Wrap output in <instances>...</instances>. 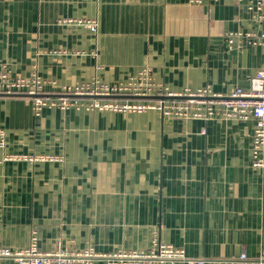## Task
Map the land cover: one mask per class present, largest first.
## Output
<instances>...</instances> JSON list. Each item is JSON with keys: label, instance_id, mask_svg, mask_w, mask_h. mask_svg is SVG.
<instances>
[{"label": "crops", "instance_id": "1", "mask_svg": "<svg viewBox=\"0 0 264 264\" xmlns=\"http://www.w3.org/2000/svg\"><path fill=\"white\" fill-rule=\"evenodd\" d=\"M247 6L0 0V69L37 72L59 87L92 77L115 84L146 69L172 93L229 94L247 89L264 65V45L244 36L228 44V32L264 31V18L253 20ZM92 19L96 32L78 23ZM253 123L155 109L45 107L36 115L25 95H0V248L23 249L35 232L43 252H139L156 238L191 258L264 257V170L251 167Z\"/></svg>", "mask_w": 264, "mask_h": 264}, {"label": "built area", "instance_id": "2", "mask_svg": "<svg viewBox=\"0 0 264 264\" xmlns=\"http://www.w3.org/2000/svg\"><path fill=\"white\" fill-rule=\"evenodd\" d=\"M220 1L244 0H189L192 4ZM247 2L253 20L264 18V0H247ZM78 23L91 32L97 30V22L93 19L78 20ZM236 36H244L252 44L264 45V31L260 34L253 31L228 32L226 37L229 46L233 44V38ZM17 93L29 98L36 115H39L45 107L62 110L73 107L117 112L155 109L162 116L185 119L251 118L254 122L250 148L251 167L264 170V65L250 78L247 89L237 87L225 95L214 94L207 87L172 93L162 85L154 83L149 70L146 69L128 76L124 82L115 84H107L92 77L72 86L59 87L54 80L43 79L37 72H32L29 76H14L3 66L0 69V95ZM116 96H123L126 99H114ZM4 143V132L0 130V146ZM0 257H11L16 264H94L97 260L119 264H264V257L251 259L245 252L226 260L191 258L186 256L183 249L162 243L156 238L152 240L149 250L139 252L101 254L90 245L76 252L66 251L60 246L54 251L43 252L39 249L35 232H31L28 245L23 249L12 251L8 248H0Z\"/></svg>", "mask_w": 264, "mask_h": 264}, {"label": "water", "instance_id": "3", "mask_svg": "<svg viewBox=\"0 0 264 264\" xmlns=\"http://www.w3.org/2000/svg\"><path fill=\"white\" fill-rule=\"evenodd\" d=\"M117 97V96H116ZM118 97H121V96H118Z\"/></svg>", "mask_w": 264, "mask_h": 264}]
</instances>
